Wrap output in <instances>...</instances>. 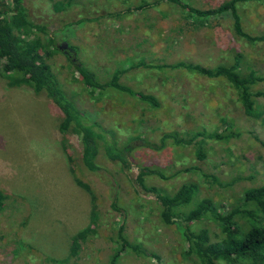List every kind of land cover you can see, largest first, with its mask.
Segmentation results:
<instances>
[{"label":"rangeland","instance_id":"1","mask_svg":"<svg viewBox=\"0 0 264 264\" xmlns=\"http://www.w3.org/2000/svg\"><path fill=\"white\" fill-rule=\"evenodd\" d=\"M120 1L114 8L111 0H77L75 5L58 10L53 9L52 0L22 3L35 22L51 24L56 30L73 24L67 29L64 26L62 33L57 31L56 45L61 52L47 62L67 98L73 103L67 92L75 96L77 105L118 140L137 134L154 140L166 132L212 130L220 127V121L233 131L249 130L253 135L243 134L228 142L207 141L202 160L196 159L189 147L166 145L160 153L159 164L168 168L194 166L219 183L230 184L229 188L213 191L204 189L208 182H202L200 192L221 206L234 203L243 190L257 187L264 180V111L256 118L248 117L224 80L200 78L182 70H131L125 79L127 84L135 92L155 97L159 106L154 110L113 93L94 98L64 57V53L69 54L70 59L92 71L97 80H106L114 69L126 68L125 61L130 60L121 61L130 50L139 56L152 51L147 37L156 33L166 45L170 44L169 49L162 50L166 46L163 44L155 54L157 60L162 62L164 58L168 62L180 50L190 61L214 65L226 61L223 43L228 23L215 28L199 27L185 18L183 11L174 16L170 7L164 13L158 12L160 8L154 0H144L147 5L143 9L134 8L143 0ZM179 1L203 10L224 0ZM238 9L243 32L264 35V0H250ZM157 15L164 24L156 21ZM92 17L94 21L85 20ZM183 41L192 47L191 52L179 49ZM237 47L250 68L264 66V42L237 38ZM68 48L76 51L72 53ZM120 81L124 82V78ZM257 101L264 108V99ZM60 119L59 110L43 91L30 86L9 87L0 76V193L4 198L0 209V264H100L110 248V226L119 225L122 217L111 209L112 204L127 212L130 218L124 232L143 252L138 257L130 256V260L126 258L122 264H182L177 234L173 227L158 224L153 210H148L156 205L155 197L133 184L136 171L131 169V177L119 173L112 164L105 163L103 156L97 158L98 165L111 172L93 175L79 171V138L58 134ZM142 122L148 130H137ZM63 139L69 145L65 155ZM197 177L193 180L198 183ZM78 179L87 182L93 191L101 227L86 237L75 257H69L70 238L87 225L89 216L90 195L75 182ZM111 181H115V187ZM151 181L170 192L183 178ZM115 193L118 200L113 202Z\"/></svg>","mask_w":264,"mask_h":264},{"label":"trees","instance_id":"2","mask_svg":"<svg viewBox=\"0 0 264 264\" xmlns=\"http://www.w3.org/2000/svg\"><path fill=\"white\" fill-rule=\"evenodd\" d=\"M154 1L160 8L158 12L164 13L167 7L172 8L173 16L183 11L182 15L184 13V17L192 20L195 26L215 28L220 23H228L229 27L223 43L227 55L226 61L214 65L194 62L177 50L178 54L172 59L168 58L170 60L166 62L163 58L161 62L157 60L155 54L161 50L163 44H166L160 35L152 33L147 37L148 46L152 47V51L139 56L140 53L134 54L133 50H130L123 55L121 61L130 60L129 63L125 61L126 68L114 69L106 80L101 81L97 80L82 62L72 60L69 54L67 56L64 53L68 65L81 78V83L89 93L94 98L106 97L112 93L127 96L154 110L159 106L155 97L135 92L127 84L125 79L131 70H182L200 78L224 80L234 91L244 115L256 118L262 114L264 108L257 99H264V66L250 68L237 47V38L250 42H264V35H249L243 32L238 7L250 0H224L213 8L203 10L190 7L179 0ZM76 2L77 0H52V7L58 10L61 7L73 6ZM118 2L121 3L120 0H111L114 8ZM146 5L144 1L142 5L134 8L143 9ZM112 14L115 13L109 15ZM94 19L92 17L85 20L94 21ZM155 19L164 24L163 18H159V15ZM70 25L73 24L64 26L67 29ZM64 26L56 30V26L51 24L33 21L27 15L22 0H0V76L6 80L9 87L30 86L46 94L61 114L57 126L58 134L64 137L77 135L79 138L80 154L77 169L87 174L95 175L101 171L107 174L111 171L103 169L97 161L99 156H103L105 163L112 164L113 169L119 173L129 174L131 177V169L135 170L133 184L155 197L156 205L154 208L149 207L148 210H153L152 213L158 218V224L174 228L180 242L179 253L182 264H264V180L257 187L243 190L234 203L221 206L209 197H204L200 192V186L202 182H208L204 189L214 191L219 187L229 188L230 184H221L217 179L202 173L194 166L174 169L159 164L160 153L166 145L189 147L195 158L202 160L205 158L204 145L207 141L228 142L243 134H253L247 129L233 131L231 126L220 121V127L212 130L203 129L193 133L166 132L158 135L154 140L143 137L144 134H137L118 140L112 132L101 127L91 118L92 114L77 105L75 96L66 91L72 98L73 104L65 92L57 86L54 72L47 60L61 52L56 45L57 31L62 33ZM136 45L139 49L143 47L139 46L138 42ZM167 45L162 50L169 49ZM179 49L188 53L192 51V47L184 41ZM68 50L72 53L76 51L74 48ZM145 54H149L148 57ZM121 77L124 78V82L120 81ZM138 125L137 130H148L143 122ZM67 147H69L68 142L63 139L64 155L69 149ZM194 176H198L200 180L198 183L193 180ZM177 178H183V181L170 192L151 181L155 179L167 182ZM75 182L90 195V207L87 225L70 238L69 257H75L86 237L101 227L100 221L97 222L100 215L96 209L93 191L87 182L79 179ZM111 182L115 187V181ZM114 197L113 202H116L118 195L115 193ZM3 200L0 193V209ZM111 209L115 213L119 212L122 217L119 225L110 226L111 230L107 238L110 248L100 264H122L126 258L128 260L133 258L130 256L143 255L139 245L124 232L125 224L130 218L127 212L120 210L114 204ZM23 246L19 244L18 247ZM15 257L16 255L10 263H13Z\"/></svg>","mask_w":264,"mask_h":264}]
</instances>
